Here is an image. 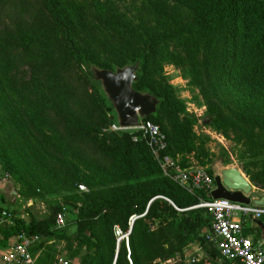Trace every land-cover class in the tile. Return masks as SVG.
Here are the masks:
<instances>
[{"label": "trees", "instance_id": "obj_1", "mask_svg": "<svg viewBox=\"0 0 264 264\" xmlns=\"http://www.w3.org/2000/svg\"><path fill=\"white\" fill-rule=\"evenodd\" d=\"M90 60L105 69L139 65L135 89L161 99L148 120L161 126L165 154L182 157L183 168L192 166L187 156L199 166L212 161L165 65L181 69L201 91L206 124L264 152V0H0V163L15 176L29 160L67 189L90 188L66 197L77 226L69 258L191 264L185 252L199 245L211 264H241L222 258L207 238L213 215L201 204L212 201L209 193L164 175L139 131L112 130L113 108L84 70ZM232 90L242 99L222 97ZM260 158L242 171L264 192V153ZM207 173L215 180L213 169ZM67 207L12 224L2 221L0 207V248L23 234L63 238L57 214ZM134 216L129 245H118L115 227L127 231ZM259 222L264 227V218ZM253 230L255 241L262 238L252 225L245 236Z\"/></svg>", "mask_w": 264, "mask_h": 264}, {"label": "rangeland", "instance_id": "obj_2", "mask_svg": "<svg viewBox=\"0 0 264 264\" xmlns=\"http://www.w3.org/2000/svg\"><path fill=\"white\" fill-rule=\"evenodd\" d=\"M131 64L134 63H129L128 65ZM95 67L105 69L90 60L85 63L84 70H92ZM116 67L125 66L114 64L112 69L108 70H115ZM164 74L169 84L176 89L177 97L183 101L186 112L196 118L193 133L199 140L205 141V148L212 161L208 166H199L193 156H187V160L192 166L186 169L197 167L207 171V168H211L216 177L218 174L221 175L220 170L222 167H236L242 171L243 165L248 164L254 168V163H258L261 159L260 157L263 156V149L261 147H255L253 142L250 144L246 139H244V142L238 140L237 133L232 132L228 137L224 133L216 131L206 124L209 108L201 91L192 86L190 78H186L182 70L174 65H165ZM91 83L93 84L92 81ZM93 86L95 87V85ZM235 96L238 100L242 99L241 93L237 90H232L230 94L223 95L222 97L224 99L227 98L229 101H233L232 99ZM257 133L259 137L262 135L260 132ZM173 159L177 161L181 169H185L180 165L182 157L178 156ZM18 166L19 172L13 176L11 173L4 170L0 163V179L6 181L5 194H3L0 200V207L11 213L14 217L28 219V215L30 214L29 216H31V219L37 221L53 216L59 207L68 206L66 226L63 228L64 230L66 229V234L61 239L67 243L66 251H68L67 255H70V253L76 249L75 243H73V237L76 234L77 226L75 223L73 206L66 204V197L75 194L82 196L85 193H89L90 188L83 185L86 190H81V186L78 189H67L63 184L47 177L42 169L30 163L29 160L25 163H19ZM242 173L245 175L243 171ZM117 185L118 184L107 185L109 187L106 186L105 189L113 188ZM255 191L259 190L255 188ZM259 192L261 194L264 193L261 191ZM68 222L70 223L69 225ZM246 228L247 226L244 228V232ZM84 253L85 252H83V254ZM193 256H195V253L191 254L190 252L188 256L185 257L187 263L193 259ZM195 257V259L202 260V258L198 257V254ZM67 259L71 261V263L82 264L80 256L73 260L68 256Z\"/></svg>", "mask_w": 264, "mask_h": 264}, {"label": "built area", "instance_id": "obj_3", "mask_svg": "<svg viewBox=\"0 0 264 264\" xmlns=\"http://www.w3.org/2000/svg\"><path fill=\"white\" fill-rule=\"evenodd\" d=\"M112 130L122 131L117 130L114 125ZM135 131H139L140 139L147 143L166 176L186 187L189 191L203 188L212 197L211 194L215 190L216 185L214 178L207 171L197 167L181 169L173 157L165 154L168 149V142L160 125L150 120H145ZM138 139V137L134 138L135 141ZM81 190H86V188L81 186ZM201 206L209 209L213 215L212 231L207 238L215 242L222 258L228 261H238L241 264H264V238L255 241L244 234L245 222L247 220L255 222L264 218V207L213 199L212 201L202 203ZM66 214L67 208H63L62 212L57 214V225L60 229L66 226ZM14 218L7 211H4L2 214V221L10 224H12ZM136 218L134 216L130 219V227L127 231H123L119 226L115 227L118 245L122 241L127 246L129 245L132 225ZM17 238V244L3 258V264H39L30 249L34 243L40 240V237L23 234L17 236ZM196 261V259L191 260L192 263ZM51 264H71V262L65 257H59Z\"/></svg>", "mask_w": 264, "mask_h": 264}, {"label": "water", "instance_id": "obj_4", "mask_svg": "<svg viewBox=\"0 0 264 264\" xmlns=\"http://www.w3.org/2000/svg\"><path fill=\"white\" fill-rule=\"evenodd\" d=\"M87 71L91 72V80L100 85L111 104L115 116L114 127L117 130H135L145 120L157 115L161 99L134 87L138 80V64L116 67L115 70L95 67ZM215 185L211 194L213 200L264 207V196L259 192L260 189L236 167L224 168L221 175L215 177ZM255 188L259 191H255ZM254 224L260 225V222L255 221Z\"/></svg>", "mask_w": 264, "mask_h": 264}, {"label": "crops", "instance_id": "obj_5", "mask_svg": "<svg viewBox=\"0 0 264 264\" xmlns=\"http://www.w3.org/2000/svg\"><path fill=\"white\" fill-rule=\"evenodd\" d=\"M223 169H224V167L221 168L220 173L222 172ZM218 175H220V174H218ZM5 187H6V181L0 179V200L3 197V194H5ZM261 195L264 196V193ZM29 215H28V219L23 218L27 223H29L31 221V216H29ZM45 219H47V218L37 220V221H42ZM69 222H71V221H69ZM69 222H68V225L70 224ZM245 223H246L245 227L248 225H252L254 227L256 226V227L261 228V232L263 234L262 238H264V227H261L259 224H254V222H251L248 220ZM257 235H259L258 231L253 230L251 232L250 237L252 239H254L257 237ZM17 242H18V238L13 237L10 239L9 244L6 247L0 248V264H3V258L14 249V246L17 244ZM211 243L213 244V247L215 249H217L215 242L212 241ZM66 244L67 243L61 238H57V237H55V238H53V237L52 238H42L38 242H36L32 245L30 251L39 264H49V263L55 262L59 257H65L67 259L68 251H66ZM190 252H191V254L195 253V256H197V254H198V257L202 258V260L205 259L206 264H211V263L207 262V254L199 245L190 246L185 252V257H187ZM195 256H193V259L196 258ZM196 260L197 261L195 263L201 261L199 259H196ZM188 262L191 264H195V263H192L191 261H188ZM74 264H76V263H74Z\"/></svg>", "mask_w": 264, "mask_h": 264}]
</instances>
